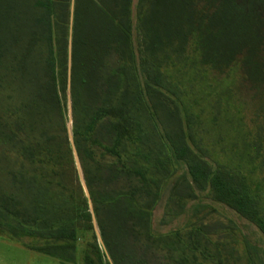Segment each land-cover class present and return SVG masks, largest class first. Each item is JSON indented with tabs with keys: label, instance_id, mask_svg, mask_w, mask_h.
Instances as JSON below:
<instances>
[{
	"label": "trees",
	"instance_id": "trees-1",
	"mask_svg": "<svg viewBox=\"0 0 264 264\" xmlns=\"http://www.w3.org/2000/svg\"><path fill=\"white\" fill-rule=\"evenodd\" d=\"M133 5L0 0V234L62 264L78 262L81 239L83 264H264L206 205L183 229H153L172 178L174 217L208 190L264 235V0H139L138 46ZM235 66L260 114L230 119L218 155L187 75L229 79Z\"/></svg>",
	"mask_w": 264,
	"mask_h": 264
},
{
	"label": "rangeland",
	"instance_id": "rangeland-1",
	"mask_svg": "<svg viewBox=\"0 0 264 264\" xmlns=\"http://www.w3.org/2000/svg\"><path fill=\"white\" fill-rule=\"evenodd\" d=\"M138 2L139 0H134L133 5V23L135 28L134 39L137 46L138 41L140 42V36L136 30ZM200 70L202 72L189 68L187 75L188 88L192 90L191 100L197 104L196 108L207 109L202 117L206 122L204 129L208 132L206 146L214 148L215 152H217L216 154H221L220 150L226 146L230 140V137H228L229 134H233V131L229 130L228 121L231 119V122L234 125H237V118L243 117L244 124L253 126L252 122L254 121L255 116L260 114H255L253 111L255 104L261 96L257 95V92L244 81L242 72L238 66H235L232 69L229 74V79L224 75H215L209 71L203 69ZM224 78L226 81L222 80ZM210 111L212 113H210ZM261 112H263L262 109ZM214 115L218 116L220 119H215L214 122L212 120ZM68 116L69 135L72 137L71 140L75 145L71 94H69ZM199 129L203 130V127L201 126ZM76 153L80 175H84L80 156L77 151ZM184 171L185 169L183 168L179 170L178 174L182 175ZM172 184L173 180L171 178L163 187L161 200L153 211V229L155 232L160 234H170L175 230L185 228L194 219L195 206L200 204L202 206L206 205L210 212L211 210L215 211L214 213L211 212V217L206 219V221H214L215 219L223 220L225 222L232 221L234 224L238 225V229L245 236L247 235L251 241L264 249V235L260 232L258 227L242 218L230 207L214 201L208 190L201 191L196 189V192L200 197L196 200L189 201L184 212L181 215L174 217L166 206ZM34 242L35 241L30 238L13 240L7 235L0 234V264H62L59 260L53 257L32 250L29 247V244L31 245ZM84 246L85 242L81 239L78 242L79 251L78 262L76 264H83L82 249ZM162 256H164V254Z\"/></svg>",
	"mask_w": 264,
	"mask_h": 264
},
{
	"label": "water",
	"instance_id": "water-1",
	"mask_svg": "<svg viewBox=\"0 0 264 264\" xmlns=\"http://www.w3.org/2000/svg\"><path fill=\"white\" fill-rule=\"evenodd\" d=\"M71 139H72V137H71ZM75 154H77L76 153V151H75ZM77 160H78V158H77ZM81 179H82V182H83V184L85 185V188H86V190H87V187H86V184H85V180H84V176L81 174ZM87 194H88V190H87ZM89 195V194H88ZM97 233H98V235L100 236V234H99V232L97 231Z\"/></svg>",
	"mask_w": 264,
	"mask_h": 264
}]
</instances>
